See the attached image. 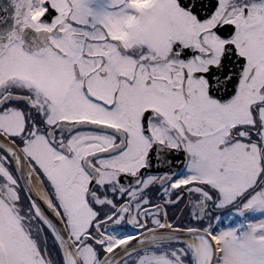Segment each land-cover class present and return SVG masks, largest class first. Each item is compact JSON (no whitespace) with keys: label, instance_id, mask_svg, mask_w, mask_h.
Instances as JSON below:
<instances>
[{"label":"snow or ice","instance_id":"6c2138e0","mask_svg":"<svg viewBox=\"0 0 264 264\" xmlns=\"http://www.w3.org/2000/svg\"><path fill=\"white\" fill-rule=\"evenodd\" d=\"M0 13V264H264V0Z\"/></svg>","mask_w":264,"mask_h":264},{"label":"water","instance_id":"95a60500","mask_svg":"<svg viewBox=\"0 0 264 264\" xmlns=\"http://www.w3.org/2000/svg\"><path fill=\"white\" fill-rule=\"evenodd\" d=\"M5 2H7V0H0V4H3ZM0 14H2V13H0Z\"/></svg>","mask_w":264,"mask_h":264}]
</instances>
